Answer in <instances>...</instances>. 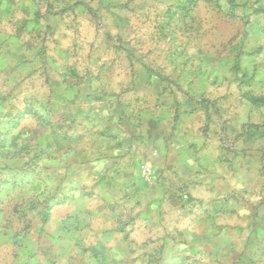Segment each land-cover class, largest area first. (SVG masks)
<instances>
[{
	"label": "rangeland",
	"instance_id": "rangeland-1",
	"mask_svg": "<svg viewBox=\"0 0 264 264\" xmlns=\"http://www.w3.org/2000/svg\"><path fill=\"white\" fill-rule=\"evenodd\" d=\"M132 3L122 39L103 11L93 19L69 10L63 25L50 26L41 11L33 25L27 8L1 6L0 264H97L98 249L85 245L99 240L108 214L137 213L118 180L128 172V144L157 140L167 99L242 95L254 111L221 143L231 150L240 136L255 139L264 176V0ZM178 40H195V52L180 53ZM165 48L178 55H157ZM191 64L196 87L177 79L176 69ZM142 172L153 173L147 164ZM144 251L132 245L128 264H145Z\"/></svg>",
	"mask_w": 264,
	"mask_h": 264
},
{
	"label": "crops",
	"instance_id": "crops-1",
	"mask_svg": "<svg viewBox=\"0 0 264 264\" xmlns=\"http://www.w3.org/2000/svg\"><path fill=\"white\" fill-rule=\"evenodd\" d=\"M12 1L19 8L28 9L33 25L37 20L42 21L37 18L38 11L44 16L43 23L50 26L57 22L63 25L62 15L69 10L92 13L93 19L98 11H103L104 22L110 30L119 33V39L123 35L120 27L129 23V9L135 5L133 0ZM6 2L0 0V46L4 43L1 6ZM195 42L180 40L179 52H195ZM207 42L210 47L209 38L203 41L206 48ZM156 52L167 57L178 55V51L168 48ZM156 65L165 68L166 63ZM193 66L176 69L182 72L177 78L180 83L196 87L197 79L191 75ZM174 68L175 64L165 69L170 72ZM122 72L126 77L127 68ZM146 73L144 79L154 81L151 73L147 70ZM247 104L249 101L242 95L178 97L163 103L156 121L157 140L152 145L147 142V146L141 144L144 142L139 147L128 144V166L125 167L128 172L118 180L137 213L108 214L105 224L96 231L99 240L85 242L86 248L98 249L97 264H128V257H134L128 253L132 245L147 250L141 253L145 264H153L154 249L159 250L160 260L155 264H264L261 147L255 144V139L244 135L238 137L231 150L221 143L224 134L235 133V128L238 130L248 120L253 107ZM142 135L150 134L143 132ZM245 140L249 143L247 147ZM144 164L151 166L150 178L142 172ZM128 217H136L144 226L134 229ZM151 236L156 239L154 243ZM67 260L62 259L61 264H69Z\"/></svg>",
	"mask_w": 264,
	"mask_h": 264
},
{
	"label": "built area",
	"instance_id": "built-area-1",
	"mask_svg": "<svg viewBox=\"0 0 264 264\" xmlns=\"http://www.w3.org/2000/svg\"><path fill=\"white\" fill-rule=\"evenodd\" d=\"M149 168H146V170H148Z\"/></svg>",
	"mask_w": 264,
	"mask_h": 264
}]
</instances>
